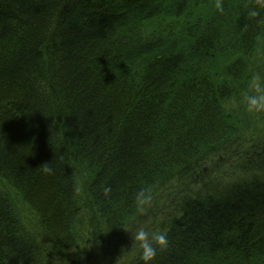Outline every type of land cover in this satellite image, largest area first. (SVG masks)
<instances>
[{
	"label": "trees",
	"instance_id": "16d2710c",
	"mask_svg": "<svg viewBox=\"0 0 264 264\" xmlns=\"http://www.w3.org/2000/svg\"><path fill=\"white\" fill-rule=\"evenodd\" d=\"M171 1L154 7V0H114L109 7L110 0H0V264H47L1 184L35 209L38 226L67 245L61 249L69 251L76 238L93 241L106 249L104 260L120 244L96 238L98 215L110 233H121L137 213L141 188L163 192L164 180L192 176L222 144L237 145L241 126L226 103L254 74L264 45L252 36L264 7L223 0L220 12L216 0ZM251 7L261 15L249 18ZM155 16L166 31L129 44L128 29ZM143 53L156 58L147 69ZM211 74L223 81L204 76ZM56 121L69 131L60 132ZM68 133L75 146L65 141ZM250 146L240 167L224 175L238 181L201 179L209 197L188 198L171 232L162 225L170 244L155 264H195L196 257L201 264H264V184L249 174L264 172V139ZM51 163L55 174H45L40 167ZM76 177L81 188L74 192ZM80 218L85 228L78 232ZM230 226L241 244L230 233L222 241ZM137 258L129 264H142Z\"/></svg>",
	"mask_w": 264,
	"mask_h": 264
},
{
	"label": "bare ground",
	"instance_id": "6f19581e",
	"mask_svg": "<svg viewBox=\"0 0 264 264\" xmlns=\"http://www.w3.org/2000/svg\"><path fill=\"white\" fill-rule=\"evenodd\" d=\"M103 2L105 0H102ZM111 1L114 0H110V4H107L106 6L111 5ZM155 2L153 3V6H158L161 3V0H154ZM188 0H186L187 2ZM171 0H169V4H171ZM108 9V8H107ZM189 10V4H186L184 6V11L188 12ZM157 18L152 17L149 19H144L141 22V28L139 29L137 27V29L133 28V29H128V36H127V41L129 42V44H133L134 42H139V41H150V40H154L157 38L156 34H160V33H164L166 30H162V28H160V23L158 19H154ZM261 22L263 23L259 29H257V31L255 33H253V40H262L261 42L263 43L262 45H264V15L261 16L260 18ZM216 55L213 54V57H215ZM217 58V57H216ZM141 59V61L144 63L143 66L144 68H149L155 61V57L150 55V54H142V56L139 58ZM168 57H162L161 60H166L167 61ZM222 59L218 58V61L221 62ZM200 61V60H199ZM198 61V62H199ZM239 69V68H238ZM204 72H201L200 74L196 75L195 80H197V78L200 81V78L202 79ZM223 74H216V75H204L205 78L210 79L212 81H217L218 78H220V81H223L222 78ZM171 103V99L168 100V104ZM54 127L57 128L60 132L64 129H66L65 131H69V128L67 127V125L62 126V124L58 121H56V123L54 124ZM241 130V129H240ZM240 130L236 131V135L234 137V140H239L240 139ZM65 134L63 135L64 138ZM65 141L68 143V145L70 146L71 144L73 146H75V140L74 137L71 135V133L67 134ZM227 143L226 144H222L221 147L222 148V156L224 157V159L230 158L232 157V160L235 157H238L240 155V150L239 149H233L231 147H227ZM245 146H250V143H245ZM70 149V148H69ZM71 153L74 155V157L76 159H79V154L76 153V151L74 149H71ZM211 155V154H210ZM232 155V156H231ZM210 157L206 160V162H204L202 165L203 167L197 170V173H194L192 176L187 177L186 175H181L180 177H177L175 179H168V180H164L162 182V185L164 187L163 192H159L156 189V192H154V186H151V189L153 191V196L156 199V201H158V206L157 209L150 213L149 210H147L146 214H148V216H150V224L148 225L150 228L149 229H153V230H160L162 228V225L164 224L165 227L168 226L167 228V232L170 231V225L172 223V221L175 220H179L181 219L179 212L182 213L183 209L185 208L186 202L189 199H192L194 201H205L208 197H209V193L205 192V186H203V183H201L202 181H200L201 179H205L206 181L203 182H208V183H225L227 185L229 184H233L234 182V178L236 177L237 181L240 178H237V176L239 175H235L234 178H225L224 175L218 176L216 177L215 175V171H214V163L209 162ZM73 166H77V163L75 162L73 164ZM240 167V163H237V167ZM242 172V171H240ZM253 173V174H252ZM197 174V175H196ZM252 178H254L255 180H258V182L260 181L262 184H264V172L262 171H258V170H253L252 172L249 173ZM243 178V177H242ZM75 183L73 182V185H75V189L74 192H77V184L79 187V190L81 188L79 181L77 182V177L75 178ZM231 181V182H230ZM191 184V185H190ZM189 186H191L192 189H189ZM1 188L2 190H4L7 193V196L10 200V203L12 205V207L14 209H16L17 211L20 212V214L22 212H27L29 214H33L35 215V209H33L20 195L19 193L16 191L15 188L11 187L10 185H7V191L4 188L3 184H1ZM189 190V191H188ZM210 192V191H209ZM167 194V195H165ZM75 199L78 200V196L77 194L75 195ZM82 199H85V203L83 205L84 207V212H86L85 214L88 215L89 212V202L88 200L83 196ZM162 199H164L162 201ZM218 200V198H217ZM153 203V202H152ZM150 208V207H149ZM137 214V213H136ZM79 223V224H78ZM78 226H77V230L78 232L82 231L83 227L85 228V221L84 219L80 218L79 222H78ZM130 225H127L123 231L121 233H116V235L114 233H110V231L108 230L107 224L105 223L104 220L101 219V216H97V229H96V238L99 239L101 237H103L104 235H108L110 237V239L112 241L115 242V244H120V245H124V241L127 239H132L131 235L132 233L135 231L134 228H130ZM224 235H223V239L222 241L225 239V237H227L225 234H229L232 236L234 235V242L237 244H241L242 241H240V237L237 234V232L234 233V228L230 227H224ZM91 234H94L95 232L93 231V229L91 228L90 230H88ZM171 232V231H170ZM27 233H30V235L34 237L33 233L31 232L30 228L27 230ZM221 233V234H223ZM55 243L58 247H63V248H67L66 244H61L59 245L50 234H47ZM112 241H109L110 243H112ZM83 243H81L80 241L77 240V238L72 241L70 248L68 249V252H73L74 254H76L77 256L81 253L78 248L80 245H82ZM224 244V243H223ZM180 245V244H179ZM252 243L248 242V246L251 247ZM207 250V251H206ZM204 249V246H202V251H206L207 253H209L210 255L215 253V251H213L212 249L208 250V249ZM41 251L43 253L44 258L46 259V251L41 248ZM201 253H205V252H201ZM194 254V253H193ZM192 254V255H193ZM191 255V256H192ZM228 255V254H227ZM192 261L195 262V264H201V257H196L195 259H190ZM107 264V263H105ZM203 264V263H202ZM208 264V262H207ZM225 264V263H224Z\"/></svg>",
	"mask_w": 264,
	"mask_h": 264
},
{
	"label": "rangeland",
	"instance_id": "374dc122",
	"mask_svg": "<svg viewBox=\"0 0 264 264\" xmlns=\"http://www.w3.org/2000/svg\"><path fill=\"white\" fill-rule=\"evenodd\" d=\"M167 22H170V20H167ZM174 25L177 24L174 23ZM256 58V66L253 68L254 74L260 73L261 75H264V46L258 50ZM217 67H220V65ZM246 91H248V87L241 91L238 98L231 99L228 103H226L228 113L232 114V116L235 115L236 123L240 124L241 126L239 133L240 139L239 141L234 142L237 143V145L234 147H227L239 149L240 155L235 157L233 160L232 157L224 159L222 156V151H217V153L209 155V162L214 163L216 177L227 174L226 171L228 169H238L236 168L237 163H240L243 157L252 153V146L251 148L249 146H245V143H250V141L256 142L264 139V113H249L246 111V106L243 103V93ZM255 134L258 138L255 137ZM189 189H192L191 186H189ZM163 200L164 199H162V201ZM152 202L153 203L151 204L150 208H148L150 213L154 212L158 206V201H156V199L153 198ZM22 220L25 226L28 229L30 228L40 247L46 251L47 264H129L131 261L134 259L137 260V257H139L137 246L133 242H130L132 243L130 246V243H127L126 240L124 241V247L119 245L118 249H113L106 252V254H112H107L104 260L100 259L99 256L101 253H104L106 249L97 247L95 244H93V241H90L88 244L83 243L80 245L78 250L81 253L77 256L72 251L68 252L58 247L56 243L45 233V230L38 226L37 220L33 214L22 212ZM150 221V216H148V214H136L130 223V228L132 227L137 229L138 227L143 226L149 229L150 227L148 225L150 224ZM132 248H134V251ZM111 257H115V259L109 261Z\"/></svg>",
	"mask_w": 264,
	"mask_h": 264
},
{
	"label": "clouds",
	"instance_id": "9594fccd",
	"mask_svg": "<svg viewBox=\"0 0 264 264\" xmlns=\"http://www.w3.org/2000/svg\"><path fill=\"white\" fill-rule=\"evenodd\" d=\"M260 7H264V0H257ZM215 8L223 12V0H216ZM261 15L259 7H251L248 11L249 18H257ZM243 103L249 113H264V75L255 73L248 83V91L243 93ZM51 164L40 167L45 174L54 175L55 169ZM111 189L105 188V196H109ZM153 201L151 187H143L135 194V209L137 214L144 215ZM133 243L137 246L139 259L142 264H155L158 252L167 250L170 244L168 234L165 231L138 227L131 235Z\"/></svg>",
	"mask_w": 264,
	"mask_h": 264
}]
</instances>
